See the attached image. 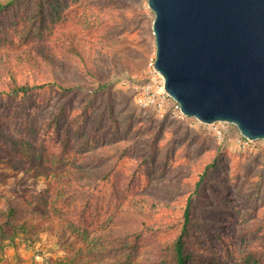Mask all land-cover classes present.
<instances>
[{
  "label": "rangeland",
  "instance_id": "374dc122",
  "mask_svg": "<svg viewBox=\"0 0 264 264\" xmlns=\"http://www.w3.org/2000/svg\"><path fill=\"white\" fill-rule=\"evenodd\" d=\"M75 2L80 11L86 7V11L95 12L96 18L100 11L113 14L105 26V34L98 33L96 39L95 33V41L118 56L117 63L113 66L110 62L107 67L96 64L100 71L96 79L81 72L69 76L63 88L0 95V133L25 137L13 124L15 111L29 118L35 114L43 130L47 129L44 125L47 121L61 116L59 129H47L49 139L54 142L66 139L73 151H114L111 166L117 178L110 174L96 191L104 195L105 208L111 207V213L115 203L122 209L132 200H146L143 219L151 225L170 227L156 234L151 232L141 242L139 258L153 257L156 264H170V248L161 243L177 235L178 226L173 225L184 211L183 199L193 193L207 171L199 188L202 197L192 198V213L197 221L190 231L189 247L199 257L208 247L207 242H214V253L224 257L225 253L217 246L216 231L221 236L219 242L232 247L230 238L238 236L241 225L264 223V140L255 141L251 149L244 151L237 145L241 133L236 126L230 127L228 140L220 142L195 118L160 120L151 109L141 108L136 102L138 90L132 76L144 71L156 55L155 15L148 0ZM212 163L215 168L210 167ZM115 180L119 190L114 187ZM47 181L24 172L1 177L0 210L19 203L25 192L38 194L46 188ZM250 239L257 236L250 232ZM233 244L238 249L246 248L242 243ZM66 255L54 235L44 233L31 242L21 234L15 244L0 252V264H56ZM198 261L194 259L195 264Z\"/></svg>",
  "mask_w": 264,
  "mask_h": 264
},
{
  "label": "trees",
  "instance_id": "16d2710c",
  "mask_svg": "<svg viewBox=\"0 0 264 264\" xmlns=\"http://www.w3.org/2000/svg\"><path fill=\"white\" fill-rule=\"evenodd\" d=\"M80 8L75 0H0V95L63 88L69 76L77 73L99 78L96 64L107 67L111 62L115 66L119 57L95 41V33L96 39L98 33L105 34L113 14L100 11L96 18L95 12ZM64 109L62 106L61 115ZM14 113L13 124L25 137L0 133V178L24 172L48 181L38 194L25 192L19 203L0 210V252L15 244L21 234L26 241L35 242L41 234L49 233L58 238L67 254L56 264H156L153 257L139 258L141 242L151 232L170 227L151 225L143 219L146 200H132L122 209L115 203L111 213V207L105 208L104 195L96 191L110 174L117 178L111 166L116 153L111 149L73 151L66 139H49L47 129H59L61 116L47 121L43 130L35 114L29 118L19 111ZM210 167L215 168V163ZM205 174L207 171L193 193L183 199L184 211L173 225L178 226L177 235L161 243L170 248V264H195L194 259H200L197 264H264V223L259 221L241 225L238 236L230 238L232 247L221 244L216 231L217 246L224 257L214 253V242H207L199 257L190 249V231L197 221L192 198L202 197L199 188ZM113 183L119 190L118 181ZM250 232L257 239H250ZM234 242L246 248L238 249Z\"/></svg>",
  "mask_w": 264,
  "mask_h": 264
},
{
  "label": "water",
  "instance_id": "95a60500",
  "mask_svg": "<svg viewBox=\"0 0 264 264\" xmlns=\"http://www.w3.org/2000/svg\"><path fill=\"white\" fill-rule=\"evenodd\" d=\"M155 69L182 112L264 140V0H148Z\"/></svg>",
  "mask_w": 264,
  "mask_h": 264
},
{
  "label": "built area",
  "instance_id": "2783aa9c",
  "mask_svg": "<svg viewBox=\"0 0 264 264\" xmlns=\"http://www.w3.org/2000/svg\"><path fill=\"white\" fill-rule=\"evenodd\" d=\"M156 55L148 62L144 71L132 76L137 84V104L143 109H151L160 120L167 118L178 121L193 119L187 117L181 110V105L174 100L165 89V80L155 69ZM206 132L213 134L220 142L226 141L230 135V127L235 126L227 122L204 124L195 119ZM239 149L252 148L255 141L248 140L242 135L236 140Z\"/></svg>",
  "mask_w": 264,
  "mask_h": 264
}]
</instances>
